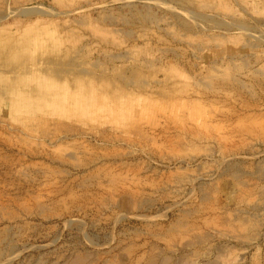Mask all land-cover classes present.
<instances>
[{"label": "rangeland", "instance_id": "374dc122", "mask_svg": "<svg viewBox=\"0 0 264 264\" xmlns=\"http://www.w3.org/2000/svg\"><path fill=\"white\" fill-rule=\"evenodd\" d=\"M0 264H264V0H0Z\"/></svg>", "mask_w": 264, "mask_h": 264}]
</instances>
